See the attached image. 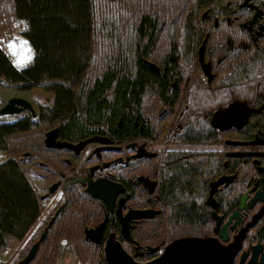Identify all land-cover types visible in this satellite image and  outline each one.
I'll use <instances>...</instances> for the list:
<instances>
[{"label":"trees","instance_id":"16d2710c","mask_svg":"<svg viewBox=\"0 0 264 264\" xmlns=\"http://www.w3.org/2000/svg\"><path fill=\"white\" fill-rule=\"evenodd\" d=\"M6 2L0 0V26L6 25L4 30L11 31L22 24L25 27L24 34L30 38L35 52L26 66H19L11 61L10 54L5 50L6 42L0 36V86L24 90L34 87L44 89L53 94L54 103L52 107L43 108L39 121L21 117L15 121L0 123L2 249L12 239H24L46 205V200L37 194L29 176L39 169L38 160L46 158L45 151L48 148L42 141L45 130L54 127L59 128V131L71 130L77 124V118L72 117L73 112L77 110L81 116H87L91 121H97L108 112L112 122L115 118L122 117L121 123L127 126L133 108L148 113L147 108H150L152 103L163 101L158 88L161 84L155 72L147 65L148 60H159L152 56V50L157 47L160 34L165 33L167 42L171 45L183 36L188 48L185 54L189 53L191 58L194 57V46L203 37L207 48L213 50L217 46L218 51L225 55L219 61L213 59L216 78L223 85L217 88L216 101H226L229 97L222 93L232 86L236 87V91L248 80L251 95L258 89L264 91V42L251 44V47L237 53L235 49L225 47L226 43L218 42L216 35L219 23L217 26H210L207 31L209 35L206 36L204 27H200L206 19L202 16L204 9L207 11L205 16L208 12L220 14L230 8H225L224 5L230 2L235 4L236 0ZM258 2L264 9V0ZM223 27L226 34L231 32L224 24ZM237 32L234 26V33L231 34L236 36ZM180 53L181 50L174 45L166 50L163 57L172 62L171 66H175ZM105 93L107 96H104ZM154 94L159 99L155 100ZM203 95L207 96V87L194 89L193 94L189 96V106L180 115L185 121L201 115L202 102L195 104L193 98L196 102L202 101L197 97ZM110 97L112 100H108ZM62 124L65 126L61 127ZM194 128L191 125L189 130ZM212 132L210 128L203 126L200 129L201 141L211 140L214 137ZM25 152H28V156ZM210 154L208 150L191 152V161H187L188 158L184 161L187 165L192 161L193 164L195 161L201 163L199 173L205 176L210 165ZM61 158L62 156L57 163ZM45 160L43 159V162ZM175 163L176 173L171 180L165 182L161 171L162 179L157 189L159 211L155 213L154 219L144 218L131 229L141 244L145 241L152 244L158 239H166L163 228L167 225L164 224L163 213L167 198L177 204L173 205L172 209L173 224L180 222L181 216L185 214V203L179 198L184 191L193 190L197 171L188 170V167L181 168L180 161ZM142 201L140 205H149L145 199ZM58 207L60 210L48 227L46 238L40 240L39 248L28 264H53L54 257L58 256L63 245L74 251L75 264H102L104 259L101 242L94 244L84 240L83 227L100 222L103 207L76 184L61 187L60 196L48 214L45 224L39 226L31 240L25 243L22 254L14 263L23 258L32 244L40 238L42 231L48 226L49 217ZM108 228L117 230V226ZM171 230L173 232V229Z\"/></svg>","mask_w":264,"mask_h":264},{"label":"flooded vegetation","instance_id":"af4514ba","mask_svg":"<svg viewBox=\"0 0 264 264\" xmlns=\"http://www.w3.org/2000/svg\"><path fill=\"white\" fill-rule=\"evenodd\" d=\"M248 1L250 2L227 3L224 7H230L228 12L221 14V20L216 16L212 22V26H217L218 22H220V24L222 23L229 28L231 32L227 34L224 40L226 43L225 47L235 49L237 53H240L242 49L251 47V44L258 45L261 41L264 42V40H261L264 38V24L262 23L264 9L261 8L262 6L258 0ZM252 3L256 6H251ZM256 8L259 9L260 13L252 21ZM240 12H243L249 18L241 20ZM216 13L213 12V14ZM205 20L208 21L207 18ZM234 26L237 31L241 29V32L246 35V39L242 36L240 37L239 34L236 36L231 34L234 33ZM218 30H221L220 25ZM206 35H209L207 31L204 36ZM202 39L199 40L198 49H200ZM218 42L224 43L219 39ZM196 46L197 44L193 49L194 57L191 58L193 59L192 65L196 67L192 68V71H188L189 69L185 65L184 59L188 58L187 55L189 56V53L185 54V51H181L178 55L179 59L175 66H171L172 62L168 58L163 57L166 51L160 54L157 62L153 59L149 60L154 62L158 70L156 72L149 67L151 71L155 72L156 78L161 84L158 88L163 101L159 100L157 103H152L150 108H147L148 113L139 112L133 108L127 126L121 123L122 117L115 118L112 122L109 119L108 112L97 121H91L87 116H81L79 110H77L72 114L73 118H77V124L74 125V128L67 131H64V129L59 131V128H57L54 138L56 140L79 143L84 141L85 138L97 137L96 141L90 140L86 142L77 151L65 147L58 149L46 146L43 141V134V145L48 149L45 151V153L47 152L46 158L38 160L40 167L35 173L38 181L36 187L41 191L39 194L43 200L47 201V199L53 197L54 199L56 198L54 200L55 203L63 186L76 184L84 193H88L84 191V187L89 179L97 180L100 177H105L111 181H119L123 187V192L118 193L114 198L113 210H110L101 199L95 198L98 201V205L103 207L101 220L103 217L106 218L102 229L103 235L98 243L101 242L100 244L103 246L104 238L114 232L126 251L136 253L135 257L138 261L156 257L169 240L182 235L213 236L220 243L228 245L234 241L235 235L243 233L241 244L236 249L235 256L230 264H264V91L258 89L251 95L248 88L250 85L249 80L245 76L248 82L246 81L242 88L237 86L238 88L235 91L236 87L232 86L222 93L229 99L216 101L217 88L223 85L216 78L217 72L214 69L213 59L216 58V61H219L225 55L218 51L217 46L210 50L205 42L202 55L204 56V61H208L212 72L210 79L207 80L206 74L200 68ZM196 57L197 61H195ZM205 87H207V95H211L215 101V110L204 108V105H202L200 116H193L192 120L185 121L184 117L180 115L189 106V96L193 94L194 89L201 90ZM242 94L246 96H241ZM17 95L24 96L21 94ZM104 96H107V93ZM153 96L155 100L156 98L159 99L156 94ZM24 98L26 97L24 96ZM111 98L108 100H112ZM43 99L45 102L43 104L40 103L41 106L37 100L28 99L35 106L36 116L38 117H41L40 114L44 107H52L54 103L52 93L50 98L44 95ZM234 99L244 100L248 107L252 109V112L247 115L246 122L240 128L233 124L227 128H219V125H224V118L220 116L215 119L222 121L219 125L214 126L211 119L212 115L216 113L217 107H223ZM17 115L15 119L5 121H15L21 117L36 119V116L29 111H22ZM191 125L195 128L189 130ZM62 126L64 127L65 125L62 124ZM203 126L213 131L214 137L211 140L201 141L200 129ZM223 134L224 137H222ZM232 140L239 143L231 142ZM205 150L211 152L210 165L205 176H202L199 173L202 168L201 163L194 160L195 164L192 161V163L187 165L184 160L187 158V161L190 160L191 156L189 155L191 152L197 153ZM60 154L62 158L57 163V160L61 157ZM26 155L28 156V152ZM43 159H46L45 162H43ZM176 161L181 162V168L188 167V170L194 169L197 171L195 172L197 176L194 178L195 181L192 186L193 190L190 192L184 191L180 195L179 200L181 199V202L185 203V214L181 216L180 222H175V224L171 222L173 205L177 204H173L169 198L165 202L164 224L170 228H176V230L173 232L171 230L166 239H158L152 244L147 243V241L141 244L131 229L144 219L142 218L131 223L129 230L132 235L131 239L129 241L122 239L119 231L121 223L116 213L118 199L129 194L122 201L120 215H123L129 208L141 209L146 207L156 210L152 215L153 217L147 218L154 219L155 213L159 211L157 189L162 179L161 171L165 176V182L166 180H171L176 173ZM139 175L142 178H139ZM74 177H78L80 180L77 179V181L67 185L63 184L65 180L67 181ZM82 180L84 184L81 183ZM58 181H61L60 184L53 191H49L48 186ZM216 181L219 182L214 184ZM210 183L213 186L212 188H214L213 193L210 195V201L216 207H212L206 201L211 189ZM149 188H151V192L148 190ZM143 199L149 204L148 206L140 205ZM57 210L59 211L60 207L55 212ZM100 222L85 226L97 225ZM109 226L113 228L117 226V230L109 229ZM90 242L94 243L93 241ZM156 245L157 247L154 250H149V247L153 248ZM102 264H105V259Z\"/></svg>","mask_w":264,"mask_h":264},{"label":"water","instance_id":"95a60500","mask_svg":"<svg viewBox=\"0 0 264 264\" xmlns=\"http://www.w3.org/2000/svg\"><path fill=\"white\" fill-rule=\"evenodd\" d=\"M248 2L247 0H243ZM256 6L251 4V6ZM259 9L256 8L252 21L259 15ZM203 14V13H202ZM251 21V22H252ZM205 37L202 39V44L200 49H198V56H199V63L200 68L206 74L207 80L210 79L212 72L211 68H209L208 61H204V56L202 55L203 48H205ZM148 66L152 68L154 71L158 72L154 62L147 61ZM35 106L31 101L24 96H9L4 101V104L0 107V116L4 114H11L17 115L22 111H29L32 115L36 116ZM216 113L212 115V124L214 126L219 125L222 120H216L215 118L222 116L224 118V125H219V128L222 127H230V125H235L237 128L242 127L244 122H246L247 115L252 112V109L248 107V105L243 101L239 100H231L225 106L217 107ZM218 121V122H217ZM217 122V124H216ZM57 132V128H50L46 130L43 141L46 146H51L54 148L65 147L67 149H73L77 151L81 148V146L85 145L88 141H96L97 137H88L85 138L84 141L81 142H68L65 140H56L55 133ZM231 142L239 143L235 140ZM237 153V152H234ZM27 154V153H26ZM139 178H142L139 175ZM144 178V177H143ZM78 177H74L73 179L65 180L63 184H70L77 181ZM80 180V179H78ZM220 180V179H219ZM61 181L56 183H52L48 186L49 191H53L56 186L60 184ZM219 181L214 182V184L218 183ZM84 184V181L81 182ZM211 184V183H210ZM211 184L210 193L208 194L206 201L212 205V207H216V205L210 201V195L213 193V189ZM150 192L152 191L151 188L148 189ZM84 191L91 194L94 198L101 199L110 210H113V201L114 198L118 193L123 192V187L121 183L116 180H109L105 177H100L97 180L89 179L87 185L84 187ZM129 194L125 197L118 199V207L116 210L117 217L120 219L119 231L121 233L122 239L129 241L131 239V223L141 220L142 218H151L152 215L156 211L155 209H149L143 207L141 209H133L129 208L123 215H120L122 201L127 198ZM58 213V210L54 212V214L49 218L48 226L44 228L41 233L39 239H37L32 246L31 249L25 253L23 258L19 259L18 262L15 264H28L31 262L32 258L34 257L35 253L38 250V246L40 240H43L47 236L48 227L50 226L51 222L53 221L54 215ZM213 214V212L211 211ZM214 215V214H213ZM106 222V218L103 217L101 222L97 225L92 226H85L83 228L84 232V240H90L94 243H98L100 238H102L103 232V225ZM225 237L224 235H222ZM243 237V233H238L234 236V241L230 244H223L213 238V236H187L182 235L181 237L171 239L168 243L164 246V249L160 251L156 257L152 259H146L143 261L136 260V253H131L126 251L124 246L120 243L117 239V236L114 232H111L107 235V237L103 240V258L105 259V264H230L235 256L236 249L241 244V239ZM157 247H149V250H154ZM45 264V263H41Z\"/></svg>","mask_w":264,"mask_h":264},{"label":"rangeland","instance_id":"374dc122","mask_svg":"<svg viewBox=\"0 0 264 264\" xmlns=\"http://www.w3.org/2000/svg\"><path fill=\"white\" fill-rule=\"evenodd\" d=\"M7 2H9V0H6ZM237 3H239V1L241 2H245L243 0H236ZM248 1V0H247ZM6 2V3H7ZM250 1H248L249 3ZM236 4V3H235ZM253 4V3H252ZM10 10V8L8 9ZM229 10V8H228ZM228 10L226 12L223 13H227ZM206 10L204 9V11H202V16L203 18H207V16H209L207 18L208 21L205 20V22H203V25H201L200 27H204L205 32L209 31V27L212 26V22L214 21L213 19L217 16L218 19L221 20V14L222 13H216V14H211V13H207L206 15ZM10 12L9 15L10 16ZM240 19L244 20L243 18H249L246 17V15L243 14V12L239 13ZM248 16V15H247ZM220 24V22H218ZM262 23L264 24V18L262 20ZM5 28H7L6 25L0 26V33L2 36V38L5 40L6 42V47L5 50L8 51V53L10 54L9 57L11 59V61L19 66H26L29 63L30 58L32 57V55L34 54L35 50L33 49V46L31 44V40L29 37H27L24 34L25 31V27L21 25L16 26L13 30L9 31V30H4ZM220 28L221 30L217 31V35L216 38L219 39L221 42L225 43V39H226V29L223 27V24H220ZM240 37L242 36L243 38L246 39V35L241 32V29H238L237 32ZM166 37V38H165ZM167 35L164 33L160 34L159 40H158V45L157 47L152 50V56L159 58L160 54L162 52H165L166 50H169V47L171 46H177L179 48V50H188L187 45L185 43V38L183 36H180V38L177 40L176 43H174V45L168 44L167 42ZM197 46L196 49H198L200 42L197 41ZM188 58L184 59L185 65H187V68L189 69L188 71H192V68H195L194 65H192V60L191 57L189 58V56L187 55ZM195 61H197V57L195 59ZM188 73V72H187ZM17 94H21L24 95L27 99H32V100H37V102H39V104H43L45 101L43 99L44 95L45 96H49L50 98V92L49 91H45L44 89H39L37 87L34 88H30V90H24V89H13L10 87H5V86H0V107L1 105L4 104V101L7 99V97L9 96H14ZM198 99H201L202 101H198L196 102V100L193 98V101L195 102V104H199L202 102V105H204V108L210 109V110H215L214 108V99L211 97V95H203V96H199L197 97ZM204 100V101H203ZM40 104V106H41ZM201 105V107H203ZM200 107V108H201ZM18 115H13L11 116L10 114L8 115H4V116H0V122H5V120H9V119H15ZM38 121L41 120V117L36 116L35 117ZM222 137H224V134L222 135ZM229 137V136H228ZM231 138V137H230ZM35 172L33 171V174H30V179L33 181L34 183V187L37 191V194L41 193L40 190L37 189V177L35 176ZM40 195V194H39ZM56 199V198H55ZM53 197L47 199L46 201V205L44 206V209L42 211V213L39 214L38 218H37V222L35 223L34 227H32V229L27 232L26 236L24 239L18 241L16 239H12L10 240L9 244L5 247V248H0V261L2 262L1 264H14V260L17 259V257L22 254L23 252V247L25 245V243H27L28 240H31V238L33 237L35 231L39 228V226H43L45 224V220L48 218V214L52 211L53 209V205L54 200ZM165 230V235H169V233L171 232V229H173V231L176 230V228H171L169 226L163 228ZM166 236V237H167ZM66 247L68 248V246L63 245V248ZM63 248H61V252L63 251ZM70 251H72L70 248H68ZM60 252V253H61ZM74 252V251H72ZM60 253L58 254V256L60 255ZM58 256L54 257V259H56Z\"/></svg>","mask_w":264,"mask_h":264},{"label":"built area","instance_id":"2783aa9c","mask_svg":"<svg viewBox=\"0 0 264 264\" xmlns=\"http://www.w3.org/2000/svg\"><path fill=\"white\" fill-rule=\"evenodd\" d=\"M54 260V264H74L76 259L74 253L64 247L60 255Z\"/></svg>","mask_w":264,"mask_h":264}]
</instances>
